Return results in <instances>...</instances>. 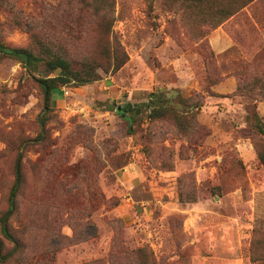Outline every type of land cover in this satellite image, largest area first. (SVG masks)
<instances>
[{
    "label": "rangeland",
    "instance_id": "obj_1",
    "mask_svg": "<svg viewBox=\"0 0 264 264\" xmlns=\"http://www.w3.org/2000/svg\"><path fill=\"white\" fill-rule=\"evenodd\" d=\"M208 1L116 0L128 62L54 91L45 129L37 82L0 55L4 192L32 140L11 221L25 248L5 264H263L264 0L219 26ZM96 23L77 0H0L10 47L51 41L78 60L98 52ZM160 92L180 122L136 114Z\"/></svg>",
    "mask_w": 264,
    "mask_h": 264
},
{
    "label": "trees",
    "instance_id": "obj_2",
    "mask_svg": "<svg viewBox=\"0 0 264 264\" xmlns=\"http://www.w3.org/2000/svg\"><path fill=\"white\" fill-rule=\"evenodd\" d=\"M81 8L92 13L97 18L98 27V52L89 54L78 60L73 59L66 48L56 46L53 42L39 43L37 49L29 47H10L0 39V55L4 58L15 59L22 67L25 77L34 79L43 96V114L40 116V124L45 129L48 119L54 113L53 101L54 91L63 87L78 88L94 83L100 79L99 70L106 74L119 71L129 60V56L123 46L115 39L113 26L115 23L114 12L116 0H77ZM203 2L204 0H199ZM224 5L217 0L208 3L210 8L214 7L215 12L221 17L216 26L234 17L255 0H223ZM99 18V20H98ZM177 92V91H174ZM264 93V92H263ZM163 92L152 94L150 103L140 106L136 114H148L150 121L172 118L176 122L181 121V113L169 105H163ZM169 98V97H167ZM167 101V100H166ZM185 102V99L182 100ZM173 102V101H172ZM194 106V105H192ZM132 106H128L131 110ZM133 109V108H132ZM257 117V116H256ZM255 129L264 135V124L256 118ZM45 131H42V139L45 138ZM32 143V140H24L17 148V154L13 164V181L9 189L4 192L0 187V193L6 201L7 208L0 212V233L4 239L0 238V264H5L14 256L21 257L24 252V242L20 235L22 230L15 229L11 221L19 215V201L25 183L24 173V151ZM8 144L6 143V149ZM4 153L0 152V159ZM259 158L264 165V151L259 152ZM5 241L13 247L10 251H5ZM253 247V246H252ZM142 252V249L140 250ZM253 261L262 260L264 264V254L255 257L253 248L251 251ZM146 263V262H143ZM142 262L140 264H143Z\"/></svg>",
    "mask_w": 264,
    "mask_h": 264
},
{
    "label": "water",
    "instance_id": "obj_3",
    "mask_svg": "<svg viewBox=\"0 0 264 264\" xmlns=\"http://www.w3.org/2000/svg\"><path fill=\"white\" fill-rule=\"evenodd\" d=\"M118 112L121 113V107L118 108ZM123 117H125V114H122Z\"/></svg>",
    "mask_w": 264,
    "mask_h": 264
}]
</instances>
